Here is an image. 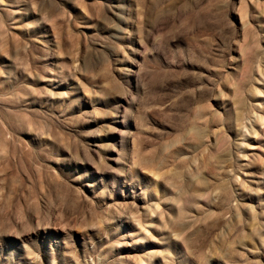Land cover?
Wrapping results in <instances>:
<instances>
[{
    "label": "rangeland",
    "instance_id": "rangeland-1",
    "mask_svg": "<svg viewBox=\"0 0 264 264\" xmlns=\"http://www.w3.org/2000/svg\"><path fill=\"white\" fill-rule=\"evenodd\" d=\"M0 264H264V0H0Z\"/></svg>",
    "mask_w": 264,
    "mask_h": 264
}]
</instances>
